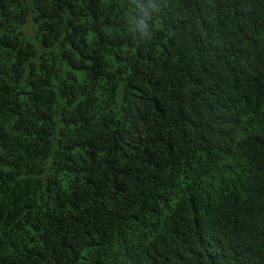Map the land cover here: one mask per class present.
<instances>
[{
  "label": "trees",
  "instance_id": "16d2710c",
  "mask_svg": "<svg viewBox=\"0 0 264 264\" xmlns=\"http://www.w3.org/2000/svg\"><path fill=\"white\" fill-rule=\"evenodd\" d=\"M0 264H264V0H0Z\"/></svg>",
  "mask_w": 264,
  "mask_h": 264
}]
</instances>
